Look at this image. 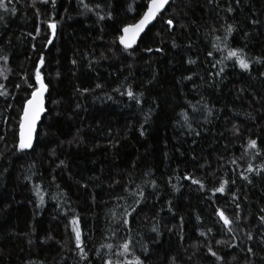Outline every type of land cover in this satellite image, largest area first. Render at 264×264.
Returning a JSON list of instances; mask_svg holds the SVG:
<instances>
[{
	"label": "trees",
	"instance_id": "obj_1",
	"mask_svg": "<svg viewBox=\"0 0 264 264\" xmlns=\"http://www.w3.org/2000/svg\"><path fill=\"white\" fill-rule=\"evenodd\" d=\"M4 2L0 264H264V0H173L132 49L147 0ZM38 67L46 113L21 150Z\"/></svg>",
	"mask_w": 264,
	"mask_h": 264
},
{
	"label": "snow or ice",
	"instance_id": "obj_2",
	"mask_svg": "<svg viewBox=\"0 0 264 264\" xmlns=\"http://www.w3.org/2000/svg\"><path fill=\"white\" fill-rule=\"evenodd\" d=\"M41 2L47 3L48 0H41ZM53 3H54V0H53ZM168 4H169V0H147V3L145 5L146 11L143 12L139 21L134 25L125 26L122 29L123 34L119 37V42L124 46L125 49L131 48L136 43L137 38L140 36V34L144 32L145 29L150 24H152L153 21L157 19L158 15ZM0 8H6V4L4 0H0ZM13 11L15 10L13 9ZM100 19H104V17L101 16ZM164 23H166V25H168L169 28L173 26V21L171 19L164 21ZM48 26L50 29L53 30V35H54L56 24L50 23ZM226 31L228 34H231L232 27L229 25ZM49 43H51V41H49ZM148 51H151V49H148ZM157 51H160V49H157ZM209 55H212V53H209ZM232 57L236 58V62L239 64L241 69L247 71L250 68L249 62L244 58L243 54L239 50L231 51L229 53L228 58L231 59ZM4 59L7 60V57H4ZM39 63L41 65L43 64V57L40 58ZM73 63H75V61ZM223 70H224L223 67H221L220 71L223 72ZM35 77H36V81L39 83V88H37L36 90L32 92L31 94L32 98L27 100L26 106L23 109V120L21 122V132H20V142H19V149L21 150L30 149L32 147V141H33L32 134L35 130L36 122L39 120L41 113L44 112L45 110L43 97H44V93L47 91V86L44 84L43 80L40 77L39 67L36 69ZM25 79L27 78L25 77ZM189 79H191V77H189ZM2 87L3 85H0V88ZM17 87H19V85H17ZM97 87H100V85H97ZM0 95H7V93L0 91ZM127 95L129 97H133L134 93L132 92L131 89H129L127 92ZM184 118L185 120L188 119L186 114ZM141 135H143V132H141ZM248 147L250 149L257 148V142L255 140H250ZM248 170L252 171L253 169L251 168V166H249ZM244 179H247V177L245 176ZM192 182L198 183V181H195V180H193ZM216 191L223 192L224 191L223 185L217 188ZM36 195L40 198V202L42 204L44 198H43V195H41L39 189H37ZM132 195H135V193H133ZM140 195H143V193L141 192ZM133 211H135V208L133 209ZM126 215L130 216L131 213H126ZM219 215L224 219V223L226 225H229L231 223V221H229V219L224 216V213L222 211L219 213ZM261 220H264V217H261ZM128 222L129 221L127 219H124L123 221L124 224H128ZM71 223L73 225L72 231L75 233L76 246L80 248L82 256H85L86 258V255L84 254V249L82 246L81 231L79 227H77L78 220L73 219ZM231 230L232 229L229 228V231ZM152 231L156 232L157 229L153 227ZM201 235H204V234L201 233ZM249 239H252L251 235H249ZM130 244H131V241L129 240L128 242L122 245L123 252L120 253V255H123L124 253H127L129 251ZM107 247L111 248L112 246L107 245ZM209 251H211V249H209ZM248 252L251 253L252 249L248 248ZM212 255L216 256V253L212 252ZM106 264H113V262L111 260H108ZM130 264H132V262H130ZM134 264H142V261H140V259L137 258Z\"/></svg>",
	"mask_w": 264,
	"mask_h": 264
},
{
	"label": "water",
	"instance_id": "obj_3",
	"mask_svg": "<svg viewBox=\"0 0 264 264\" xmlns=\"http://www.w3.org/2000/svg\"><path fill=\"white\" fill-rule=\"evenodd\" d=\"M173 0H169V4L172 2ZM168 4V5H169ZM168 5H166L165 6V8L161 11V12H163V11H165V9H166V7L168 6ZM139 21V20H138ZM137 21V22H138ZM136 22V23H137ZM154 22V21H153ZM153 22H152V24H153ZM136 23H134V24H136ZM56 24V23H55ZM134 24H131V25H134ZM152 24H150L146 29H145V31L144 32H142L141 34H140V36L137 38V41H136V43L131 47V48H129V49H132V48H134V46L139 42V40L141 39V37L144 35V33L148 30V28L152 25ZM131 25H128V26H131ZM50 31H51V35H50V39H49V41H51V43H49V41H48V45L47 46H50L53 42H54V40L56 39V37H57V34H58V26H57V24H56V29H55V33H54V35H53V30L52 29H50ZM122 34H123V32H122ZM122 45V44H121ZM123 46V45H122ZM124 47V46H123ZM41 77V79L43 80V82H44V79H43V77L42 76H40ZM39 84V83H38ZM44 84H45V82H44ZM46 85V84H45ZM47 86V85H46ZM39 88V87H38ZM47 94H48V86H47V91L44 93V97H43V100H44V112H42L41 113V115H40V118H39V120L36 122V125H35V130H34V132H33V141H32V147L30 148V149H25V150H31L32 148H33V146H34V144H35V141H36V137H37V133H38V129H39V126H40V124H41V121H42V118H43V116H44V114L46 113V97H47ZM32 97H30V99H31ZM25 106H26V104H25ZM25 108V107H24ZM22 120H23V114H22V118H21V122H22ZM20 132H21V124H20V131H19V142H20Z\"/></svg>",
	"mask_w": 264,
	"mask_h": 264
}]
</instances>
